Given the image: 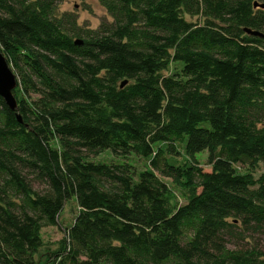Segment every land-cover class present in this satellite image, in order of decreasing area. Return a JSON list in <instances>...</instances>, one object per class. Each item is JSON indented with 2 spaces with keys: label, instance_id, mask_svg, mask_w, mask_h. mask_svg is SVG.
Returning <instances> with one entry per match:
<instances>
[{
  "label": "trees",
  "instance_id": "trees-1",
  "mask_svg": "<svg viewBox=\"0 0 264 264\" xmlns=\"http://www.w3.org/2000/svg\"><path fill=\"white\" fill-rule=\"evenodd\" d=\"M61 1L0 0V51L21 72L16 110L0 97V264H37L70 199L49 264H264L227 246L264 230V38L243 30L264 34V0H98L111 21L95 29ZM103 150L148 165L86 159Z\"/></svg>",
  "mask_w": 264,
  "mask_h": 264
},
{
  "label": "rangeland",
  "instance_id": "rangeland-1",
  "mask_svg": "<svg viewBox=\"0 0 264 264\" xmlns=\"http://www.w3.org/2000/svg\"><path fill=\"white\" fill-rule=\"evenodd\" d=\"M57 12L68 13L75 17L76 23L81 28L95 29L100 23L111 21V17L107 14L106 10L99 4L98 0H63L57 6ZM189 21H199L198 17L185 16ZM10 69L15 74L16 79L19 81L21 72L15 69L9 64ZM39 97L38 93L30 92L28 95V100H35ZM202 125H207V122H203ZM180 153L177 156L171 157L169 160L175 164H180L187 161L186 156L183 154L181 148ZM85 153V152H84ZM86 154V153H85ZM87 160L94 162L103 163H128L132 166V169L137 173L144 170L147 165V159L144 157H139L134 154H129L126 156H116L113 155L109 150H103L97 154L87 153ZM196 163L202 171H210V165L207 163V152L203 151L195 156ZM241 172L246 170V167L238 165L237 166ZM156 174H158L156 172ZM252 174L255 178L260 175H264V162H260L252 170ZM160 179L165 182L169 187H171L175 200L182 204L185 199L182 195V190L179 186H175L170 178L161 177ZM34 189L41 192L44 187L41 185L34 184ZM76 204L70 199L64 204V207L59 215V226H47L41 230L42 245L38 249L35 259L37 264H49L48 254L49 252L55 251L60 246V240L63 236V228L72 223L73 217L76 214ZM240 230V229H239ZM240 232V231H239ZM241 233V232H240ZM227 246L229 248L237 247H250L256 246L261 250H264V230L257 233H241L238 236L227 241Z\"/></svg>",
  "mask_w": 264,
  "mask_h": 264
},
{
  "label": "water",
  "instance_id": "water-1",
  "mask_svg": "<svg viewBox=\"0 0 264 264\" xmlns=\"http://www.w3.org/2000/svg\"><path fill=\"white\" fill-rule=\"evenodd\" d=\"M253 6L264 9V2L255 1ZM243 30L247 34L264 38V34L258 30H252L250 28H243ZM75 42H77V40ZM125 83L126 80H123L120 86H123ZM16 84V76L10 69L5 56L0 51V97L4 100L6 106L13 111L17 108V100L13 94ZM16 117L18 121L21 122V116L18 113H16Z\"/></svg>",
  "mask_w": 264,
  "mask_h": 264
}]
</instances>
